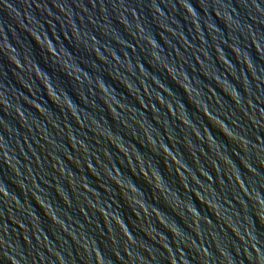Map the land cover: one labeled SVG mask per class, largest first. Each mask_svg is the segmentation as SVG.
I'll return each mask as SVG.
<instances>
[{
    "label": "water",
    "instance_id": "obj_1",
    "mask_svg": "<svg viewBox=\"0 0 264 264\" xmlns=\"http://www.w3.org/2000/svg\"><path fill=\"white\" fill-rule=\"evenodd\" d=\"M0 264H264V0H0Z\"/></svg>",
    "mask_w": 264,
    "mask_h": 264
}]
</instances>
